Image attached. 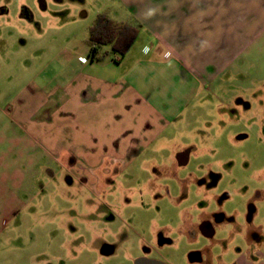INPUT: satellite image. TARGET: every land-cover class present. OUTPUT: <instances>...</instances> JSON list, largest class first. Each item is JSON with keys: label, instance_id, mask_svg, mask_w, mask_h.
I'll use <instances>...</instances> for the list:
<instances>
[{"label": "rangeland", "instance_id": "1", "mask_svg": "<svg viewBox=\"0 0 264 264\" xmlns=\"http://www.w3.org/2000/svg\"><path fill=\"white\" fill-rule=\"evenodd\" d=\"M99 15L132 21L121 0H0V110L34 87L53 95L54 120L60 92L89 72ZM208 88L154 143H20L24 179L0 196V264H200L197 251L230 264L253 236L264 244V39ZM207 212L225 217L214 243L190 236Z\"/></svg>", "mask_w": 264, "mask_h": 264}, {"label": "crops", "instance_id": "2", "mask_svg": "<svg viewBox=\"0 0 264 264\" xmlns=\"http://www.w3.org/2000/svg\"><path fill=\"white\" fill-rule=\"evenodd\" d=\"M121 3L139 26L138 49L134 42L116 62H86L89 72L78 74L76 85L60 92L63 104L54 120L49 112L53 95L34 87L13 109L0 110V196L17 193L24 179L17 166L20 143H34L39 137L43 143H120L124 151L133 143H154L209 85L264 39V0ZM68 94L74 101L65 100ZM61 114L75 124L67 125ZM70 127L73 131L66 133ZM252 244V251L236 256L237 264H248L251 256L256 264H264V244L259 237Z\"/></svg>", "mask_w": 264, "mask_h": 264}, {"label": "trees", "instance_id": "3", "mask_svg": "<svg viewBox=\"0 0 264 264\" xmlns=\"http://www.w3.org/2000/svg\"><path fill=\"white\" fill-rule=\"evenodd\" d=\"M139 34V26L133 22H117L105 15H99L90 28L89 58L103 61L108 52H101L103 47H110L116 55V61L126 55Z\"/></svg>", "mask_w": 264, "mask_h": 264}, {"label": "flooded vegetation", "instance_id": "4", "mask_svg": "<svg viewBox=\"0 0 264 264\" xmlns=\"http://www.w3.org/2000/svg\"><path fill=\"white\" fill-rule=\"evenodd\" d=\"M181 164L186 162V154L180 156ZM259 193H257V197H259ZM224 198L227 199V195H224ZM255 211V208L253 205H249V217H252L253 213ZM200 213H204V210H200ZM191 222L193 223L192 230L190 231V236L194 239L198 236L204 240H207L208 242H215L220 238H217V234L219 231V228L222 224L225 222V217L222 214H203L200 217L195 218L193 215L190 217ZM196 230V231H195ZM258 238V236H253L252 241L250 244L247 245L246 249H252L254 248V244H252L253 239ZM145 252H149V250H146ZM146 257L145 255L138 256V258ZM137 258V259H138ZM252 258V259H251ZM250 260L248 261V264H256V262L253 260V256H251ZM150 259V258H148ZM188 259L190 263H203L204 262V256L203 253L200 251L192 252L188 255ZM210 259L208 258L205 264H210ZM159 261V260H158ZM162 262V261H161ZM166 264V263H165ZM230 264H237L236 261L230 263Z\"/></svg>", "mask_w": 264, "mask_h": 264}, {"label": "water", "instance_id": "5", "mask_svg": "<svg viewBox=\"0 0 264 264\" xmlns=\"http://www.w3.org/2000/svg\"><path fill=\"white\" fill-rule=\"evenodd\" d=\"M135 264H165L164 262L141 257L135 260Z\"/></svg>", "mask_w": 264, "mask_h": 264}]
</instances>
